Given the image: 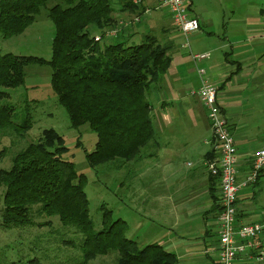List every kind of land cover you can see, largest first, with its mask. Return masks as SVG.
I'll list each match as a JSON object with an SVG mask.
<instances>
[{"label":"trees","instance_id":"1","mask_svg":"<svg viewBox=\"0 0 264 264\" xmlns=\"http://www.w3.org/2000/svg\"><path fill=\"white\" fill-rule=\"evenodd\" d=\"M42 9L54 26L50 61L0 53V137L14 144L30 131V117L14 123V108L3 101L9 98L6 90L24 85L26 67L45 64L52 71L51 90L67 112L70 127L78 130L87 125L96 135L94 151L86 154L91 168L115 163L116 169L123 170L150 158L154 128L149 98L170 66L172 44L150 33L140 43H132V29L141 18L134 22L123 14H142L146 10L142 0L139 4L132 0H0V38L22 35ZM114 31L115 37H106ZM66 150L60 137L45 130L36 142L15 153L9 169L0 170V231L40 228L57 220L65 230L73 227L81 235L84 263L115 252L116 264H177V257L158 244L140 246L129 239L126 223L113 221L105 207H101L102 229L94 230L86 179L77 174L73 163L63 160ZM212 157L209 154L207 159ZM42 216L48 221L36 223ZM26 264L41 262L34 258Z\"/></svg>","mask_w":264,"mask_h":264},{"label":"crops","instance_id":"2","mask_svg":"<svg viewBox=\"0 0 264 264\" xmlns=\"http://www.w3.org/2000/svg\"><path fill=\"white\" fill-rule=\"evenodd\" d=\"M161 1L142 0V3L151 9V16L147 18L153 17L154 26L150 29H157L164 41L172 44L171 63L150 93L154 128L151 157L131 166L134 171L142 165L137 181L144 172L149 173L151 214L160 223V230L152 242L142 245L138 238L134 241L140 246L158 244L177 257V264H219L220 189L218 180L209 174L205 165L211 154L212 131L206 110L193 92L198 91L204 80L217 88V102L234 137L241 184L250 170L252 153L264 143V67L259 64L264 54H257L255 47L248 45L264 41V10L259 11V17L253 15L242 20L245 26L236 50L212 61H193L190 54H209L213 49L199 50V43L204 42L201 38L193 48L190 44L189 50L182 48V36L174 29L170 15L152 12ZM225 1L229 5V0ZM191 9L200 23L199 31L193 34L197 36L210 24L196 0ZM233 13L228 11L229 21L236 24L239 19H234ZM132 32L131 35L138 34L139 26ZM199 69L206 71L204 77L199 76ZM263 191L264 169L254 185L242 186L238 192L236 221L239 225L264 221ZM141 192L144 193L140 189L131 190L132 204L137 205ZM121 220L127 225L126 218ZM133 226L127 235L134 236L141 228L138 222Z\"/></svg>","mask_w":264,"mask_h":264},{"label":"rangeland","instance_id":"3","mask_svg":"<svg viewBox=\"0 0 264 264\" xmlns=\"http://www.w3.org/2000/svg\"><path fill=\"white\" fill-rule=\"evenodd\" d=\"M196 2L204 19L209 21L210 27H204L197 36L190 35L188 41L190 47L193 48L198 38L203 39L204 42L199 43L198 48L199 50L212 48L214 52L213 50L212 53L209 52L208 58L211 61L213 58H221L225 53L236 50L238 46L236 42L241 40V32L245 26L242 20L253 15L259 17V11L264 10V0H229V5L225 0H196ZM51 5L52 3L49 6ZM118 7L115 6V9ZM148 9L150 8H146ZM146 10L144 9V12L138 16L141 22L138 23L139 33L133 35L131 39L134 44L140 43L144 34L148 33L156 36L159 41L164 39L157 29H150L154 26V22L151 21L153 17L148 19L151 11L148 13ZM230 10L234 11L233 18L239 19L236 24L229 21L231 15L228 11ZM152 12H163L169 15L167 8L161 2ZM123 16L131 20L136 17V15L129 14H123ZM91 31L94 34L99 33L95 30ZM53 36L54 26L47 17L46 9H42L35 22L22 35L7 40L0 38V53L36 57L48 62L52 56ZM193 36L197 38L194 39ZM181 40L182 43L185 42L183 37ZM248 45L255 47L257 54H264V41L255 44L250 42ZM194 54H208V52ZM259 64L264 67V59ZM51 74L52 71L48 65L28 66L25 69L24 85L17 89L6 90L9 98L3 101V104L14 108L12 121L19 124L26 117H30L32 127L23 138H18L14 144H11L10 138L0 137V151L5 149V155L0 157V170L9 169L15 153L28 144L36 142L43 131L52 130L62 139L63 146L67 149L62 157L63 160L73 163L77 174L83 175L86 179L85 194L94 230L102 229L103 211L101 207H105L111 211L113 221L124 218L128 220V232L137 222L141 225L135 235H127L128 238L136 241L138 238L140 240L138 242L142 245L145 242H152L159 235L160 223L151 214L149 173L144 172L137 181L136 178L142 173V165L134 171L129 166L123 170L116 169L115 163L105 164L95 169L89 166L86 154L94 151L96 135L89 130L87 125L78 130L70 127L67 112L57 103L56 96L51 90ZM145 158L144 160L149 159ZM139 189L144 193L141 192L142 197L138 198L137 205H134L129 198L131 190L137 192ZM262 196L264 203V191ZM1 206L2 192L0 190V209ZM35 221L43 224L48 220L42 216ZM65 229L58 224L57 220H52L51 224L40 228L0 231V264H26V261L34 258L38 259L41 264H116L117 254L115 252L84 263L80 251L81 235L73 227ZM63 241H69L71 244L65 245Z\"/></svg>","mask_w":264,"mask_h":264},{"label":"built area","instance_id":"4","mask_svg":"<svg viewBox=\"0 0 264 264\" xmlns=\"http://www.w3.org/2000/svg\"><path fill=\"white\" fill-rule=\"evenodd\" d=\"M139 4L141 0H132ZM193 0H162L171 17L175 30L185 39L182 48L189 50L188 37L200 29L198 18L192 13ZM150 10H146L149 12ZM139 22L138 16L132 20ZM107 38L116 36V32L105 34ZM98 40V38H96ZM193 61H203L209 54H190ZM200 77L205 76L203 69L198 70ZM217 88L207 80L202 82L196 94L206 110L212 131V158L205 161L209 174L218 180L221 209L218 222L219 264H264V221L261 223L239 225L236 221V202L241 187L254 185L264 169V143L251 155V167L238 183L239 157L228 122L217 102Z\"/></svg>","mask_w":264,"mask_h":264}]
</instances>
